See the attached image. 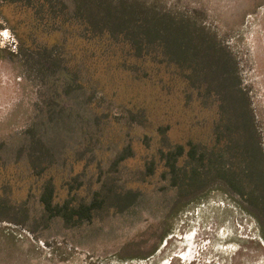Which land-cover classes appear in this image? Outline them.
Wrapping results in <instances>:
<instances>
[{
    "label": "rangeland",
    "instance_id": "374dc122",
    "mask_svg": "<svg viewBox=\"0 0 264 264\" xmlns=\"http://www.w3.org/2000/svg\"><path fill=\"white\" fill-rule=\"evenodd\" d=\"M120 1L177 55L0 0V264H264V220L213 179L239 138L264 158V0Z\"/></svg>",
    "mask_w": 264,
    "mask_h": 264
},
{
    "label": "trees",
    "instance_id": "16d2710c",
    "mask_svg": "<svg viewBox=\"0 0 264 264\" xmlns=\"http://www.w3.org/2000/svg\"><path fill=\"white\" fill-rule=\"evenodd\" d=\"M73 3L74 14L77 19L82 18V25L85 30H98L99 27V31L104 33L107 32L112 35L123 33L133 44L137 53L142 50V47L148 48L155 42L156 47L161 50V54L165 58L171 54L177 55L179 51L181 30L179 28H176L175 31L171 30L169 27L171 22L169 23L164 19L166 18L165 15H162L164 18L147 16L141 6H130L120 0L118 2L115 0H73ZM171 24L177 26L173 22ZM245 139L239 138L238 146L233 150L236 156L233 158L234 161H231V164L227 166L226 169L228 170L218 168L217 172L213 174V179L222 181L228 191L239 196H245L248 204L258 213L257 217L264 220V158L255 142L248 145ZM194 154L195 151L193 150L188 156L193 157ZM181 155V148L178 147L177 156ZM201 161L202 158L199 162ZM213 163L214 161L210 157L207 166H202L200 163L199 167L196 168L195 164L189 161L186 166L188 171L180 170L179 172L187 171L185 174L187 178L184 182L191 189L197 186V180L203 179L201 176L204 173L211 172ZM171 171L176 174L174 166L171 167ZM242 178L247 181L245 189L240 186ZM182 194V187H179L176 204L181 200Z\"/></svg>",
    "mask_w": 264,
    "mask_h": 264
}]
</instances>
